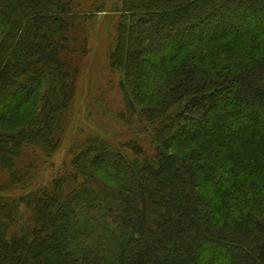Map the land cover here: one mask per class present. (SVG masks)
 <instances>
[{"label": "trees", "instance_id": "trees-1", "mask_svg": "<svg viewBox=\"0 0 264 264\" xmlns=\"http://www.w3.org/2000/svg\"><path fill=\"white\" fill-rule=\"evenodd\" d=\"M121 17L119 119L153 152L77 138L40 183L92 15L0 0V264H264V0H124Z\"/></svg>", "mask_w": 264, "mask_h": 264}, {"label": "rangeland", "instance_id": "rangeland-1", "mask_svg": "<svg viewBox=\"0 0 264 264\" xmlns=\"http://www.w3.org/2000/svg\"><path fill=\"white\" fill-rule=\"evenodd\" d=\"M123 2L124 0H74L75 10L92 15V19L82 25L87 27V38L82 36L81 39L79 36V41L75 43L81 48L86 38L88 47L84 54L73 56L74 62L81 68L77 99L61 147L51 160L38 169L40 183H47L64 164L71 161L70 149L77 138L98 134L114 145L139 139L150 153L153 152L146 141V135L129 130L119 119L125 108L118 86L121 75L111 70L109 54L122 18ZM25 154L24 161H30L32 152L26 151ZM6 179L7 176L2 175V180Z\"/></svg>", "mask_w": 264, "mask_h": 264}]
</instances>
